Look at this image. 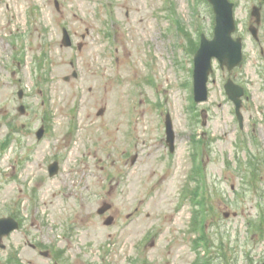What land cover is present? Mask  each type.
Segmentation results:
<instances>
[{
    "label": "rangeland",
    "instance_id": "374dc122",
    "mask_svg": "<svg viewBox=\"0 0 264 264\" xmlns=\"http://www.w3.org/2000/svg\"><path fill=\"white\" fill-rule=\"evenodd\" d=\"M55 1L0 0V216L21 220L3 240L0 264H198L191 225L197 127L206 129L200 173L211 196L208 264H261L264 6L260 40L248 29L255 21L251 8L261 0H233L243 63L229 72L214 60L209 99L194 107L186 92L195 53L187 35L194 23L190 0H57L59 10ZM199 12L212 37L211 4L199 0ZM172 14L184 28L180 45L167 35ZM63 26L72 47L61 45ZM17 53L21 61L12 62ZM73 69L79 76L65 81ZM229 76L246 88L243 128L224 90ZM21 102L24 115L17 110ZM167 111L176 132L173 153ZM49 118L51 127L38 140L35 130ZM56 157L60 171L50 176ZM103 201L113 206L101 216ZM108 214L112 225L104 224ZM38 242L49 257L32 246ZM56 247L63 250L57 263Z\"/></svg>",
    "mask_w": 264,
    "mask_h": 264
},
{
    "label": "water",
    "instance_id": "95a60500",
    "mask_svg": "<svg viewBox=\"0 0 264 264\" xmlns=\"http://www.w3.org/2000/svg\"><path fill=\"white\" fill-rule=\"evenodd\" d=\"M213 3L216 13L215 36L213 39L203 37L202 44L195 55V83H196V98L198 101L206 100L208 96L207 81L209 73L213 70L211 60L217 57L221 66L227 65L229 69L234 68L242 60V43L241 38L234 39L232 32L235 30V20L233 16V3L229 0H209ZM253 13L260 19V8L254 7ZM255 33V30L253 29ZM65 44H70L69 37L66 33L64 38ZM226 92L229 97L236 103V110L240 122L242 124L243 116L240 112L241 95L243 88L235 84L231 79L225 85ZM167 132L173 149L174 134L172 131L171 119L168 116ZM41 136V133L39 134ZM58 169V166H57ZM56 168L53 169L52 173ZM109 204L99 209L103 213ZM112 217L108 218L107 223H111ZM17 227V223L11 218L0 219V236L9 233L10 230Z\"/></svg>",
    "mask_w": 264,
    "mask_h": 264
}]
</instances>
